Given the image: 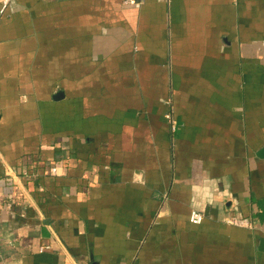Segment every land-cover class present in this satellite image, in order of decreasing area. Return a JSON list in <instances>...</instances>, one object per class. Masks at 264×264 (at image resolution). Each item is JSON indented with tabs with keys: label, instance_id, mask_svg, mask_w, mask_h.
<instances>
[{
	"label": "crops",
	"instance_id": "crops-1",
	"mask_svg": "<svg viewBox=\"0 0 264 264\" xmlns=\"http://www.w3.org/2000/svg\"><path fill=\"white\" fill-rule=\"evenodd\" d=\"M0 264H264V0H9Z\"/></svg>",
	"mask_w": 264,
	"mask_h": 264
},
{
	"label": "built area",
	"instance_id": "built-area-1",
	"mask_svg": "<svg viewBox=\"0 0 264 264\" xmlns=\"http://www.w3.org/2000/svg\"><path fill=\"white\" fill-rule=\"evenodd\" d=\"M8 2L9 0H0V16L5 12ZM123 3L138 7L140 5V0H123ZM166 103H167V109H166V112L164 113V118L166 122L168 123L170 132L174 134L177 128V122L175 118L173 117L171 102L167 101ZM57 170H58V167L56 165H52L50 167V172L52 174H56L58 172ZM188 218L191 223L197 224L202 221L203 214L197 210L192 209L189 213ZM222 220L228 224L250 227V222L245 217L236 216V215H230V216L227 215V216H224ZM48 247H49L48 245H42L39 247V250L43 251L44 249H47Z\"/></svg>",
	"mask_w": 264,
	"mask_h": 264
}]
</instances>
